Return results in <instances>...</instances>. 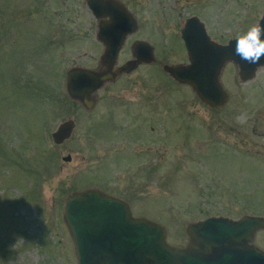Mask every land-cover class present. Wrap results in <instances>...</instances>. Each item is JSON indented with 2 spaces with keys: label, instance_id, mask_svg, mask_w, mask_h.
I'll return each instance as SVG.
<instances>
[{
  "label": "rangeland",
  "instance_id": "1",
  "mask_svg": "<svg viewBox=\"0 0 264 264\" xmlns=\"http://www.w3.org/2000/svg\"><path fill=\"white\" fill-rule=\"evenodd\" d=\"M118 1L137 28L114 67L137 41L155 60L104 83L86 108L66 91L71 68H104L86 0H0V264H77L64 201L89 188L163 226L170 245L184 244L190 220L264 215V65L241 80L226 61L219 108L163 70L188 62L186 17L225 44L258 22L264 0ZM67 119L70 137L54 144Z\"/></svg>",
  "mask_w": 264,
  "mask_h": 264
},
{
  "label": "water",
  "instance_id": "2",
  "mask_svg": "<svg viewBox=\"0 0 264 264\" xmlns=\"http://www.w3.org/2000/svg\"><path fill=\"white\" fill-rule=\"evenodd\" d=\"M86 4L98 19L96 37L105 48L100 58L104 68H71L66 75V91L72 99L90 108L94 103L93 94L105 82L114 80L121 73L132 72L141 63L154 62L155 57L152 45L137 41L132 45L133 58L114 68L119 50L126 36L136 30L137 22L116 0H86ZM258 22L264 26V9ZM180 37L188 62L164 64L163 70L175 81L189 85L209 106L219 108L227 97L219 80L226 61L237 65L241 80L248 79L258 66L264 65V56L257 63H249L235 53L237 37L230 38L225 44L214 41L205 24L195 15L184 21ZM73 129L72 119L59 123L51 132L53 143H63ZM63 160L69 161L70 156ZM242 219L246 221L232 223L225 216L204 219L197 225L201 228L202 248L195 252L170 245L163 226L132 216L128 203L99 189L89 188L69 195L63 208V220L73 242L77 264H222V260L228 259L222 253L223 246L234 239V229L249 225L247 220L257 229L264 226V216H244ZM240 234L243 236V231ZM255 264H264V252L258 248Z\"/></svg>",
  "mask_w": 264,
  "mask_h": 264
},
{
  "label": "flooded vegetation",
  "instance_id": "3",
  "mask_svg": "<svg viewBox=\"0 0 264 264\" xmlns=\"http://www.w3.org/2000/svg\"><path fill=\"white\" fill-rule=\"evenodd\" d=\"M188 17H186L181 22L182 25ZM96 30H98V26ZM121 74H125V73H121ZM248 205H250V202ZM244 216H258V214H254L252 212H244L236 217H228V216L226 217H228L230 219L229 221L232 223H242L246 221L242 219ZM259 216H264V215H259ZM206 218L207 217L200 218V219H194V220H190L189 222H187L185 229H184V236H185L184 244L183 245H172V246L177 247V248L186 247L187 249L189 248L195 252H198L202 248V242L200 241L201 240V235H200L201 228H199L197 225ZM247 224L249 225H245V227L242 229H236V230L234 229V231H236L234 235V239L226 243L227 245H224L225 247L223 246L222 253L227 255L228 259L225 261L222 260L221 261L222 264H255L256 249L258 248L262 252H264V226L257 229L256 227H252L250 225V222H248V220H247ZM242 231H243L244 237L241 236L240 234Z\"/></svg>",
  "mask_w": 264,
  "mask_h": 264
},
{
  "label": "clouds",
  "instance_id": "4",
  "mask_svg": "<svg viewBox=\"0 0 264 264\" xmlns=\"http://www.w3.org/2000/svg\"><path fill=\"white\" fill-rule=\"evenodd\" d=\"M264 26L252 24L236 38L235 53L249 63H257L264 56Z\"/></svg>",
  "mask_w": 264,
  "mask_h": 264
}]
</instances>
